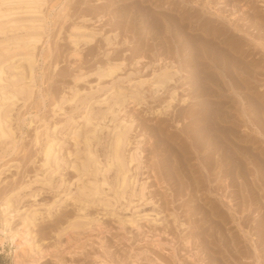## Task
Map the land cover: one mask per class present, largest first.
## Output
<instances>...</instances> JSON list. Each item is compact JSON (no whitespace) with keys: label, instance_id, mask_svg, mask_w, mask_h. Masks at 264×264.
Instances as JSON below:
<instances>
[{"label":"rangeland","instance_id":"rangeland-1","mask_svg":"<svg viewBox=\"0 0 264 264\" xmlns=\"http://www.w3.org/2000/svg\"><path fill=\"white\" fill-rule=\"evenodd\" d=\"M151 1L131 0L130 2V0H125V6L128 8L124 11L127 12H121L119 9L121 5L118 3L123 2L119 0H46L42 7L45 33L36 49L33 93L28 100L18 99L9 106L13 138L0 144V264H249V262L256 264L252 243L258 239L255 226L259 225L264 214V184L260 180V178H264V174L252 172L250 180L257 187L254 193H250L252 197L244 191V194L248 196L247 202L244 204L241 198L236 196L237 193L229 184V179L225 178L223 181L224 178L218 173V168L214 171L210 170L212 173H209V170L203 167L194 147L191 148L193 152L187 156V161L183 156L178 160L176 151L178 150L177 155L179 154V156L182 155V151L179 145L174 143L171 135L174 134L175 138L180 134L181 137L184 136L180 129L182 125L187 126L188 120L181 121L178 126L174 122L175 113L180 115H184L187 111L189 113L193 110L192 107H197L194 105L200 100V98L193 97L192 74L188 72L190 67L186 63L191 55H188L189 50L181 52L183 41L174 37L177 30L176 24L173 23L174 27L171 24L172 28H169L171 30L167 31L169 25L160 14L159 16L162 18L159 30L150 27L146 21L142 20L140 23L132 13L136 12L138 15L137 12H141L138 9H132V3L144 7L149 5L147 9L155 12L162 9L160 12L174 18H181V14H183L184 24L188 25L187 30L189 31H191L189 28L190 18H192L194 26L207 23L211 27L224 28L225 33H229L228 37L233 36L248 51L247 60H254L253 67L255 69L251 71L253 75L244 73L241 69H231L228 66L230 69H223L217 74V78L224 86V94L231 98L229 105L233 106V118L240 120L239 134L244 138H250L249 144L255 148V155L259 156L260 151L264 149V142H262L264 128L261 127V121H258L257 125L253 123L255 112L248 110L250 106L241 96L243 90L233 85L236 82L243 84L240 80H248L250 81L249 86L252 88L249 92L254 93L255 96H264V74L262 75L264 73V20L262 18L264 17V0H153L152 2L155 4L150 3ZM157 5L160 7H156ZM123 14L125 17L122 16ZM84 15L85 18H83ZM234 23L236 24L232 25ZM74 24L84 25L89 30L97 32L91 44L81 46L82 60L80 59V61L79 58L72 55L74 47L68 37L70 28ZM239 26L241 31L236 29ZM247 27V31H244ZM243 28L244 30H242ZM191 32L206 36L200 29ZM223 37L222 35L221 38ZM247 43L248 46H246ZM251 44L254 45H252L253 49ZM224 46L227 47V45ZM108 50L111 53L105 55ZM259 50L262 53L258 52ZM255 51L258 52L257 55ZM121 60H125L123 69L100 81L96 73L97 68L101 64H107L108 61L120 62ZM170 61H173L175 68H178L179 71L174 75L172 81L156 90L153 84V74L158 73L161 67ZM77 76H82L78 82H76ZM99 81L104 87L93 96L91 95V99L89 97L80 103L68 100L72 88H80L81 93L91 92L92 89L97 88ZM143 81L145 82L143 83ZM140 82L142 85L138 89L136 101L124 102L125 97H121L115 102L111 99L109 104L103 101L106 94L113 92L112 86L122 88L130 93L136 89L130 87L129 84L136 85ZM174 90L176 97L172 100ZM63 94L66 95V100L61 103L63 110H60L61 107L54 104L58 99H61ZM183 97H185V101H183ZM210 98L214 101L213 97L210 96ZM107 105L110 108H107ZM112 108L115 118L125 126H130L131 140L130 145L127 146V154L133 148L138 152V159L135 161V165L131 164L130 172L131 175L137 174L136 176H138L136 195L132 197V203L128 199L120 198L118 202L113 203L112 207L106 209L99 202L89 203L82 209V212L87 214V224L80 227L73 225V228L72 225H68V222L80 214L79 206L81 205L73 197L76 194V186L81 181L78 180L76 170L70 166V160H74L77 155L79 157L84 155L87 135L92 141L91 145L96 156L102 162L105 160L106 146L113 135L114 124L112 121H108L112 116L108 112ZM244 108H247L245 115L243 114ZM90 109L94 110V118L91 126L85 131L82 116ZM104 112L109 116L106 122L102 119ZM73 120H78L77 122L81 123L79 127H82L77 136V139H80L78 143L73 138L75 131L74 127L71 128ZM56 123H59V128H61L57 134L61 143L57 157H60V163L53 169L52 176L43 182L41 177L45 174V167L42 166L43 155H41L40 143L44 142L46 131ZM65 123L67 125L64 126ZM243 132H245V136ZM251 140H254V144ZM249 166L255 170L252 164ZM194 170L197 171L196 175L194 174L196 183L193 181L194 178H189ZM112 175L111 171L110 179ZM209 175L211 179L215 177L213 181ZM240 181L243 179L241 178ZM143 184L145 186L143 199L145 200L139 196ZM129 194L130 188L125 197ZM109 195L108 198L114 201L113 193L111 192ZM196 195H200V197L198 198ZM7 197H11L13 203V208L10 211L13 218L10 217V213H8V217L13 219H11V225L14 227L21 225L20 222H22L25 211H33V208L39 211L34 213L36 216L30 222L32 225L29 226L31 236L28 237V250H21V253L11 242V238L1 231L5 226L3 205L5 207ZM194 198L196 199L194 200ZM227 202L231 203L230 206H226ZM204 206H207L208 209L213 206L215 209L212 212L208 210V216H204L202 212ZM257 208H260L259 212ZM244 209L247 211L243 213ZM214 212H217V215H214ZM218 216H222V218ZM235 217L237 218L235 219ZM239 225H241V229L237 227ZM202 231H205L204 234ZM244 231L248 234L244 235ZM215 232L216 234H214ZM222 233L224 235L227 233L226 236L229 237L234 233H239V237H246V239L244 238L246 241L240 238V242L235 248L236 251H234L235 249L229 246L231 243L221 236ZM215 235L220 239H216ZM205 241L209 243L207 244ZM259 241L258 239L257 242ZM246 244L247 246H244ZM213 248L215 250H212ZM239 250L240 254L234 253ZM260 253L259 251L258 254ZM237 254L241 258L233 257ZM260 259L264 262L262 257Z\"/></svg>","mask_w":264,"mask_h":264},{"label":"bare ground","instance_id":"bare-ground-1","mask_svg":"<svg viewBox=\"0 0 264 264\" xmlns=\"http://www.w3.org/2000/svg\"><path fill=\"white\" fill-rule=\"evenodd\" d=\"M108 1H110V0H108ZM119 1L123 2V3H120V2L118 3L121 5V6H119L120 11L121 12H127V11H124L128 8L127 6H125V3H124L125 0H119ZM152 1L150 3L155 4ZM45 2H46V0H0V144H3L7 140H10L13 138V135H12L13 132H12L11 123H10L11 118H10L9 106L14 104L15 101H17L18 99H23L24 101L28 100L31 97V94L33 93L34 66L36 63V49H37L38 44L42 41L44 33H45V18H44L43 13H42V7L44 6ZM130 2H131V0H130ZM118 4H116V5H118ZM163 5H165V4H163ZM147 6L149 7V5H146V7H144L142 5H138V4L133 2L132 3V9L133 8L138 9L141 13L137 12L138 15H136V12H133L132 15L135 16L136 18H138V21L140 23H142L141 22L142 20H143V22L146 21L148 23V25H150V27L156 28L157 30H159V27L161 25L160 19L162 18L159 16V14L161 16H163V18L166 20V24L169 25V27H167V31L171 30L169 28L174 27L173 23L176 24L177 30L174 33L175 34L174 37H177L179 40L183 41L181 44V52L189 50L188 55L189 56L191 55V57H189L186 61L187 65H189V67H190L188 69V72H190V74H192L191 79H193V81L191 82V85H192V88H194L193 89L194 95L191 93L190 94L193 95L194 98H198V99L200 98V100L197 103H195L196 105H194L197 107L196 108L192 107L193 110H191L189 113L187 111L188 114L184 113V115H180V114L175 113L176 115L174 118L175 119L174 122H176L178 124V126H179L181 121L184 122L185 120H188V122L186 123L187 126L182 125V128L180 129V131H182L184 133V136L181 137L180 136L181 134H180L179 136H177L175 138L174 134L171 135V138L174 141V143L179 145V148L182 151V155L179 156V154L177 155V151H178L177 150L176 151V157L178 158V160H180V158L183 156V157H185V159L187 161L188 160L187 156L193 152V151H191V148L194 147L195 153H197L198 158L203 163V167L208 169L209 173H212V172H210V170L213 169V171H214L215 169L218 168V173H220L221 176L224 178L223 181H225V178L229 179V184L234 188V191L237 193L236 196L238 195V197H240L242 202L245 204L247 202L248 196H246L244 194V191L246 193H249V195H250V193H254V190L257 187L250 180V176L252 175V172L253 173L262 172L264 174V157H263L264 156V149L260 151L261 154H258L259 156L255 155V153H256L255 148L253 147V145L249 144L250 138L249 139L244 138L239 134V128L241 127L240 120L238 118H233V114H232L233 106L229 105V103L231 102L230 101L231 98H229L228 96H226L224 94V90H223L224 86H222L220 79L217 78V74H219L223 69H225V70L230 69L229 67H231V69L235 68L236 70L241 69V71L243 70L244 73L251 74L252 73L251 71H254L253 69H255L253 67V61L254 60H247V57H248L247 52L248 51L233 36L228 37L229 33L226 34L225 33L226 30L224 28H221L219 26H212L211 27V26H208L207 23L206 24L200 23V24H197V26H194L192 18H190L191 19L190 23H189L190 30L192 31L195 29H198V30L200 29L206 36L201 35V34L197 35V34L192 33L191 31L187 30L188 25L184 24L185 22L183 21L184 20L183 14H181L182 15L181 18H174L171 15L164 14V13L160 12V11H162V9H160V11L155 12V11H151L150 9H147ZM209 6L211 7L212 3ZM156 7H160V6L157 5ZM194 10H196V9H194ZM215 10H216V7H215ZM203 11H205V10H203ZM219 11H221V10H219ZM164 12H165V9H164ZM209 12H211V11H209ZM217 13L220 14L218 11H217ZM122 16L125 17L124 14ZM115 17H117V16H115ZM83 18H85V15L83 16ZM262 18L264 20V17H262ZM230 19H231V17H230ZM261 21H262V19H261ZM171 24H172V27H171ZM224 24H225V22H224ZM235 24L236 23H234L232 25H235ZM246 24H248V23H246ZM236 27H238V26H236ZM240 28L241 27L239 26V28H236V29L238 31H241ZM131 29H132V27H131ZM228 29H229V27H228ZM247 29H248V27L246 28V30H244V28L242 30L247 31ZM211 31H213V32H211ZM96 35H97V32L95 30H92V29L89 30L84 25L74 24L73 26H71L68 37H69L70 43H72V45L74 47L72 55L76 56L77 59L79 58L78 60L80 61L81 56H82L81 46L83 44H85V45L91 44L93 42V40L95 39ZM222 35L224 36L223 38H221ZM242 36H244V35H242ZM251 36H253V35L251 34ZM246 39H248V38H246ZM248 40H250V39H248ZM144 41H145V39H144ZM250 43H252V42H250ZM224 45H227V47H225ZM248 45L249 44L247 43L246 46H248ZM252 45L253 44H251V48L253 49L254 45L253 46ZM146 49H147V47H146ZM256 51H255V53H256ZM109 52L110 51L108 50L105 55H108L111 53V52L110 53ZM258 52H260V50ZM257 53H256V55H257ZM260 53H262V52H260ZM258 56H260V54H258ZM171 57H173V56H171ZM159 58H161V57H159ZM254 59H256V58H254ZM165 64L166 65L161 67V69L158 73L153 74V84H154L156 90L163 88L166 84H168L170 81H172L174 75L177 74L179 71L178 68H175L173 61H170L168 64L167 63H165ZM124 65H125V60H121L120 62L108 61L107 64H101V66H99L97 68L96 73L98 74L100 81H101L104 78L113 76L119 70H122ZM226 67H228V68H226ZM193 70H195V72H193ZM257 71H260V70H257ZM263 74L264 73H262V75ZM252 75H253V73H252ZM80 79H82V76H80V77L77 76L76 82L80 81ZM100 81L97 84V88L92 89L91 92L81 93L80 88H78V87L72 88L71 92H70L71 94H70V97L68 98V100L70 99L71 101H73L75 103H77V102L80 103L89 97L91 99L92 98L91 95L93 96L94 93L99 92L103 89L104 86L102 84H100ZM240 81H242L243 84H240V82H236V83H234L233 86L239 87L243 90V91H241L243 94V95L241 94V96H242L243 100H245L248 103V105L250 106L248 108V110L255 112V119L253 120V123L256 124V123H258V121H261V123H262L261 127L264 128V96H262V95L255 96L254 93L251 94L249 92L252 89L249 86L250 81H248V80H240ZM144 82L145 81H143V83ZM111 84H113V83H111ZM141 85H142V82H140L136 85H134V83H130L129 86L134 87L136 89V90L130 91V93L126 92L122 88H116V87L112 86L111 89H113L112 90L113 92L110 94H106V97H105V99H103V101L105 103L109 104V100L111 101V99L113 102H115L119 98L125 97L126 100L124 102L130 101V100L132 102H134L138 99L137 98V94L139 92L138 89L140 88ZM227 93H228V91H227ZM210 96L213 97L214 101L211 100ZM175 97H176V91L174 90L172 92V100L175 99ZM190 97H192V96H190ZM183 98H184L183 101H185V97H183ZM64 100H66V95L63 94V96L61 97L60 100L59 99L57 101L55 100L56 103L54 105L60 106L61 107L60 110L61 109L63 110L61 103H64ZM190 105H192V104H190ZM94 107L95 106H93V108ZM107 108H110V106L107 105ZM92 109H90L89 111H86L84 113V115L82 116V120H84L83 126L86 128V129H84L85 131H87V128H89L91 126L92 120L94 118V110H92ZM98 109H99V107H98ZM114 110H115V108H114ZM246 110H247V108H244V111H243L244 115L246 113L245 112ZM108 113L112 115L110 117V120H108V121H112L113 122L112 124H114V125L112 127L113 135L110 138V141L108 139L109 143L106 146V151L104 150L105 151V160L102 162L96 156V154L93 150V146L91 145L92 141H90L89 138L87 137L88 135L86 136L85 148H84L86 152L84 153V155L82 154L83 156L79 157V155L76 154L77 155V156L75 155L76 158L72 161L70 160V162H71L70 166H72L76 170L78 177H79L78 180L81 181V183L78 182L80 184H78L76 186V194L74 193L75 197H73L81 205V206H79V209H80L79 213L80 214L77 213L78 215H76L72 219V221L68 222L69 223L68 225L69 226L72 225V227H73V225L75 227H80V226L85 225L86 219L88 217L86 218L87 214L85 215L82 212V209L85 206H88L89 203L95 204V202H99V204L101 203V205L104 206L106 209L107 207H112L113 203L118 202L120 198L128 199V201L130 203H132L133 202L132 197H134L136 195V184L138 181V179H137L138 176H136L137 174L131 175L130 172H131V164L134 163V165H135V161L138 159V152L136 149L133 148L134 149L133 150L131 147L132 151L130 150L129 154H127V146L130 145V140H131L130 135H129L130 126H125L122 122H120L119 120H117L115 118L113 108ZM108 113L104 112V115L102 116V119L105 120V122H106L107 117H109ZM160 113H162V112H160ZM256 116H258V117H256ZM99 119H101V118H99ZM244 120H247V119H244ZM77 121L78 120H76V121L73 120V123L71 121H70V123L73 124V126H71V128H73V127L75 128L73 138L78 143L80 139H77V136L81 132L82 127H79L81 125V123L77 122ZM94 123H97V122H94ZM65 125H67V124L65 123L64 126ZM110 127H111V125H110ZM254 127H256V126H254ZM98 128H101V127H98ZM60 129L61 128H59V123H56L53 127H50L46 131V138H45L44 142L40 143L41 146L39 145L41 147V149H40V151L42 153L41 155H43L42 166L45 167V170H44L45 174L41 177V180L43 182H44V180H47L48 177L52 176L53 169L56 166H59L58 164L60 163V161H59L60 157L57 158L58 153L60 152V149H61L60 138H57V134H58V131ZM261 131H263V130H261ZM157 132H159V131H157ZM245 132H243L244 136H245ZM98 133H99V131H98ZM246 133H248V132H246ZM157 137H158V135H157ZM37 141H38V139H37ZM160 141H162V140H160ZM251 141L254 144V140H251ZM258 141H260V140H258ZM262 142H264V140ZM260 143H261V141H260ZM99 157H100V155H99ZM181 162H183V161H181ZM198 162H197V164H199ZM250 164H252L254 166L255 170L249 166ZM199 167H201V166H199ZM111 171L113 172V175L111 176V179H110L109 174ZM137 172H139V171H137ZM189 172H190V170H189ZM196 172L197 171L194 170L192 172L191 176L189 177L190 179L194 178L193 181H195L194 174ZM202 173H203V171H202ZM203 174H205V173H203ZM203 174H202V176H203ZM213 174L215 176V173H213ZM256 177H257V174H256ZM205 178H206V176H205ZM214 178L211 179V176H210V179L212 181L214 180ZM241 178L243 179V181H240ZM205 180L207 181V178ZM260 180L264 184V178H260ZM194 183H196V181ZM220 184H222V182H220ZM129 188H130V194H129V196L125 197V194L127 193V190ZM195 188H196V185H195ZM69 189H71V188H69ZM144 190H145V186L143 184L141 186V191L139 193V196L142 199L145 196ZM207 191H208V189H207ZM109 192L113 193L112 198L114 199V201H112L110 198H108L110 196ZM241 192L243 193L242 195H241ZM208 193H209V191H208ZM255 193H257V192L255 191ZM70 194H71V192H70ZM196 194H197V192H196ZM222 195H225V194H222ZM104 196H106L107 198H105ZM196 196H198V195H196ZM199 197H200V195L198 196V198ZM196 198H194V200ZM254 198L256 200H259L257 197H254ZM143 200H145V199H143ZM66 201H64V202H66ZM199 203H200V201H199ZM225 204H226V206L227 205L230 206L231 203L228 204V202H227ZM206 207L205 206L202 207L204 209L202 211L204 216H208L207 215L208 210H210L212 212L215 209L213 206H211L210 209H208ZM3 208H5L4 209L5 226H4L3 230H1V231H3L6 235H8L11 238V242L14 244L16 249H18V251L20 250V253H21V250L25 251L27 249V246H28L27 244H29L28 243L29 242L28 237L31 236L30 230H29L30 229L29 226L31 224L30 222H31V220H33L35 218L36 215H34V213H36L38 211V209L34 210V208H33V211H30V212L25 211L23 214L22 222H20L21 225H19L18 227H14L13 225H11V219L13 218L11 216V213H10L11 208H13V203H12L11 197L10 198L7 197L5 207L3 205ZM202 208H201V210H202ZM263 208H264V206H263ZM257 209L259 212L260 208H257ZM198 210H200V208H198ZM220 210H222V209H220ZM250 210H251V207H250ZM246 211H247V209H244L243 213ZM14 212H15V210H14ZM253 212H255V211H253ZM8 213H10V217H12V218L8 217ZM197 214H198V211H197ZM213 214L217 215V212H214ZM14 217H15V215H14ZM210 217H211V215H210ZM247 217H249L248 214H247ZM198 218L200 219L201 217H198ZM219 218H222V216ZM236 218L237 217H235V219ZM211 219H213V218H211ZM217 221H219V219H217ZM209 222H211V221H209ZM238 223H236V224H238ZM248 223H249V221H248ZM15 224H17V223H15ZM222 225H223V223H222ZM241 225H243V224H241ZM241 225H239L237 227H239V229H241ZM216 227H217V225H216ZM227 227H228V225H227ZM245 227H247V226H245ZM255 229H257V236H258V239L260 241L257 242L258 241V239H257L256 242L252 243V246L254 247L253 250L255 252V253L253 252L255 254L253 256H255L256 264H264V262H262V260L260 259L261 257H262V259H264V214L262 215V217L260 219L259 225L255 226ZM202 232L204 234L205 231H202ZM250 233H252V232H250ZM214 234H216V232ZM245 234H248V233H245V231H244V235ZM226 235H227V233L225 235L222 233L221 236L224 237L225 240L227 239L228 242L231 243L229 246H231L233 249H235L240 242V238H242V237H239V235H240L239 233L238 234L234 233L230 237L226 236ZM249 235H247V236H249ZM251 237L253 238V236H251ZM244 238L246 239V237H244ZM244 238H242V239H244ZM2 239H1V242H2ZM205 239H207V238H205ZM216 239H220V237L217 238V236H216ZM207 241H205V242H207ZM248 242H249V240H248ZM208 243L209 242H207V244ZM248 245H250V244H248ZM244 246H247V244ZM260 246H261V248H260ZM249 249H250V247H249ZM251 249H252V247H251ZM212 250H215V249L213 248ZM244 250H246V249H244ZM253 250H251V251H253ZM234 251H236V249ZM259 251L261 252L260 254H258ZM206 252H207V250H206ZM234 253L240 254V250L237 252H234ZM207 254H208V252H207ZM238 254L233 255V257H235V259L241 258L240 255H239L240 257H238ZM246 255H247V252H246ZM248 258H250V257H248ZM248 258H247V260H248ZM217 259H219V258H217ZM247 260H245V261H247ZM249 261H250V259H249ZM251 263H253V262H251ZM32 264H34V263H32ZM249 264H250V262H249Z\"/></svg>","mask_w":264,"mask_h":264}]
</instances>
